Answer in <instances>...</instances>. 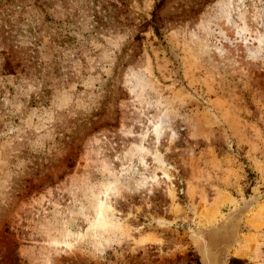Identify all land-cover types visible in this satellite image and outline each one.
I'll use <instances>...</instances> for the list:
<instances>
[{
	"label": "rangeland",
	"instance_id": "374dc122",
	"mask_svg": "<svg viewBox=\"0 0 264 264\" xmlns=\"http://www.w3.org/2000/svg\"><path fill=\"white\" fill-rule=\"evenodd\" d=\"M207 246L264 264V0H0V264Z\"/></svg>",
	"mask_w": 264,
	"mask_h": 264
},
{
	"label": "trees",
	"instance_id": "16d2710c",
	"mask_svg": "<svg viewBox=\"0 0 264 264\" xmlns=\"http://www.w3.org/2000/svg\"><path fill=\"white\" fill-rule=\"evenodd\" d=\"M13 68H14L13 63L9 59H6L3 70L6 71V73H9L10 71H13ZM230 264H246V263L240 259L233 258L231 259Z\"/></svg>",
	"mask_w": 264,
	"mask_h": 264
},
{
	"label": "bare ground",
	"instance_id": "6f19581e",
	"mask_svg": "<svg viewBox=\"0 0 264 264\" xmlns=\"http://www.w3.org/2000/svg\"><path fill=\"white\" fill-rule=\"evenodd\" d=\"M208 247V246H207ZM206 247V252L204 255L205 264H217L211 257H210V249Z\"/></svg>",
	"mask_w": 264,
	"mask_h": 264
},
{
	"label": "water",
	"instance_id": "95a60500",
	"mask_svg": "<svg viewBox=\"0 0 264 264\" xmlns=\"http://www.w3.org/2000/svg\"><path fill=\"white\" fill-rule=\"evenodd\" d=\"M200 238L202 237V236H199ZM202 239V238H201ZM206 248V247H205ZM208 249H210L211 250V254H213L214 253V251H213V249L209 246V247H207ZM201 253V252H200ZM201 256H202V264H205V261H204V259H203V255H202V253H201ZM217 257V256H216ZM216 260H217V258H216ZM217 264H220V262L217 260Z\"/></svg>",
	"mask_w": 264,
	"mask_h": 264
}]
</instances>
